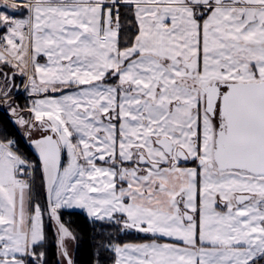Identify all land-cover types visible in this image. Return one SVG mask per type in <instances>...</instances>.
I'll return each instance as SVG.
<instances>
[{"label": "snow or ice", "instance_id": "6c2138e0", "mask_svg": "<svg viewBox=\"0 0 264 264\" xmlns=\"http://www.w3.org/2000/svg\"><path fill=\"white\" fill-rule=\"evenodd\" d=\"M0 111V264H264V0H0Z\"/></svg>", "mask_w": 264, "mask_h": 264}, {"label": "trees", "instance_id": "16d2710c", "mask_svg": "<svg viewBox=\"0 0 264 264\" xmlns=\"http://www.w3.org/2000/svg\"><path fill=\"white\" fill-rule=\"evenodd\" d=\"M17 103L24 105L28 102L23 97V95L20 94L17 98ZM9 117L10 115L8 113L0 111V126H3L5 124V121ZM12 127V125H9L10 129ZM13 135L20 141V147L22 148V150L29 153L33 158H37L22 135H19L16 132H14ZM37 183L39 184V180H37ZM62 211L64 213V220L71 223L72 227L76 230L78 235L75 254L73 256L76 264H95V261L101 252V249L99 248V245L102 243L100 236L101 229L98 225H94L91 222L90 218L87 217V215L82 211L67 209H63ZM45 223L46 230L48 226H50L51 228V230L48 232L49 243L47 244L45 249L47 253L46 258L48 259L49 264H57L59 255L56 245L55 224L54 222L48 220L47 217H45ZM104 231L105 235H107L112 230L105 229ZM104 255L106 257L108 256L107 253H104ZM104 264H110V259H106L104 261Z\"/></svg>", "mask_w": 264, "mask_h": 264}, {"label": "rangeland", "instance_id": "374dc122", "mask_svg": "<svg viewBox=\"0 0 264 264\" xmlns=\"http://www.w3.org/2000/svg\"><path fill=\"white\" fill-rule=\"evenodd\" d=\"M21 94L23 95V97L27 100V102H29L30 97L27 96V93H24L23 90L21 91ZM67 210H76V211H82L80 209H67ZM83 212V211H82ZM85 213V212H84ZM86 214V213H85ZM76 248V247H75ZM75 254V249L73 251V256ZM59 255V254H58Z\"/></svg>", "mask_w": 264, "mask_h": 264}, {"label": "flooded vegetation", "instance_id": "af4514ba", "mask_svg": "<svg viewBox=\"0 0 264 264\" xmlns=\"http://www.w3.org/2000/svg\"><path fill=\"white\" fill-rule=\"evenodd\" d=\"M15 83L17 85H19L21 83V78L19 76H17V79H16ZM22 90H23V88L19 92L21 93Z\"/></svg>", "mask_w": 264, "mask_h": 264}, {"label": "water", "instance_id": "95a60500", "mask_svg": "<svg viewBox=\"0 0 264 264\" xmlns=\"http://www.w3.org/2000/svg\"><path fill=\"white\" fill-rule=\"evenodd\" d=\"M19 86H20V88L18 89V91H20L23 87H22V85H21V83L19 84ZM9 115H10V113H8ZM26 140V139H25ZM27 141V140H26ZM28 143V142H27ZM29 145V144H28ZM30 147V146H29ZM31 148V147H30ZM32 149V151L34 152V154H35V156L37 157V154L35 153V151H34V149L33 148H31Z\"/></svg>", "mask_w": 264, "mask_h": 264}, {"label": "crops", "instance_id": "0c3cea01", "mask_svg": "<svg viewBox=\"0 0 264 264\" xmlns=\"http://www.w3.org/2000/svg\"><path fill=\"white\" fill-rule=\"evenodd\" d=\"M19 18V17H18Z\"/></svg>", "mask_w": 264, "mask_h": 264}]
</instances>
